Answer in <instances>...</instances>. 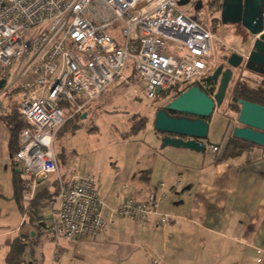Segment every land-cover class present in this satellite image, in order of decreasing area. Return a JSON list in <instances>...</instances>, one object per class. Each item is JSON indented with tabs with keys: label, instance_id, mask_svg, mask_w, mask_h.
<instances>
[{
	"label": "built area",
	"instance_id": "obj_1",
	"mask_svg": "<svg viewBox=\"0 0 264 264\" xmlns=\"http://www.w3.org/2000/svg\"><path fill=\"white\" fill-rule=\"evenodd\" d=\"M182 1L0 0V85L5 83L0 97L10 96L7 104L0 103V113L8 114L15 104L28 125L13 157L25 200L36 199L39 180L56 176L57 195L48 202L49 232L56 242L93 240L113 223L102 215L96 176L61 174L55 142L68 120L111 86L132 85L133 78L140 93L154 100L166 91L175 98L201 87L213 74L217 37L187 12L200 2L210 15L222 13L223 0H189L186 10ZM208 149L219 152L216 145ZM160 201L156 193L144 201L127 198L113 212L144 221L158 213ZM162 222L171 217L162 216ZM256 264H264V250L257 251Z\"/></svg>",
	"mask_w": 264,
	"mask_h": 264
},
{
	"label": "crops",
	"instance_id": "obj_2",
	"mask_svg": "<svg viewBox=\"0 0 264 264\" xmlns=\"http://www.w3.org/2000/svg\"><path fill=\"white\" fill-rule=\"evenodd\" d=\"M242 36L236 38L244 43ZM245 77L250 82L262 78L248 72ZM0 103H8L7 95L0 97ZM220 111L217 109L209 120L210 128ZM84 115L88 117V111ZM232 116L229 113L223 117L230 123L228 117ZM227 142L215 144L219 152L208 164H197L204 153L161 146L147 152V164L122 166L109 178L101 172L97 178L99 198L105 204L102 215L113 223L96 239L68 243L87 244L88 248L116 247L112 264H256L257 251L264 250V148L244 142L240 154L229 156ZM9 143V130L0 120V264H7V243L16 238L27 241L21 242L25 245L23 264H64L61 257L66 252L59 250L62 239L56 242L49 232L52 208L46 201L39 218L33 220L24 194L22 199L17 198L14 180L17 175L23 180V176L18 173L20 168ZM160 158L162 162H158ZM51 177L38 181L36 198L44 189L55 193ZM152 193L161 201L158 213L147 220L122 218L113 212L127 198L144 201ZM164 215H169L171 222L163 224ZM123 227L134 234V241L119 239ZM46 245L54 248L50 260V255L45 257Z\"/></svg>",
	"mask_w": 264,
	"mask_h": 264
},
{
	"label": "rangeland",
	"instance_id": "obj_3",
	"mask_svg": "<svg viewBox=\"0 0 264 264\" xmlns=\"http://www.w3.org/2000/svg\"><path fill=\"white\" fill-rule=\"evenodd\" d=\"M180 8L186 10L187 6L180 5ZM187 15L215 31L217 39L214 41V66L216 68L224 64L225 57L233 53L231 47L243 53L249 51V46L245 47L242 41L236 38V36H242L236 27L223 25L220 22L221 13L210 15L207 8L198 10L194 7L187 12ZM214 20L219 21L214 23ZM131 67L130 62L125 73L128 78L132 75ZM245 80L247 79L243 71H234V77L219 116H215V122L205 141L207 148L209 144L224 145L232 137V125L238 126V114L234 120L228 117L230 123L223 116L232 113L230 112V106L233 103L231 89L238 81L245 82ZM131 84L111 86L104 97L83 111L80 118L68 122L62 128L55 142V151L63 175L85 173L99 177L102 172L109 178L122 166L131 168L133 164H147L149 159L147 152L163 146L154 130L155 113L161 108L162 98L149 100L140 93L142 87L135 78L132 79ZM180 88L184 89V86L181 85ZM7 97L10 99V96ZM13 109L18 113L15 104ZM87 111L89 116L83 118ZM135 123L146 124V126L141 131L132 133ZM216 157V153L207 150L204 154H200L197 164L203 162L208 164L216 160ZM158 162H162V158ZM50 181L57 190L56 176L51 177ZM47 193L50 194L48 189L41 192V194ZM119 233V239L127 242L134 241V234L132 235L126 227H123ZM59 250L66 252L62 253L61 257L64 264H112L114 261L112 255L116 253L117 248L110 245L88 248L87 244L76 245L62 239ZM53 251V245H46L45 257L50 255L48 260L53 257Z\"/></svg>",
	"mask_w": 264,
	"mask_h": 264
},
{
	"label": "water",
	"instance_id": "obj_4",
	"mask_svg": "<svg viewBox=\"0 0 264 264\" xmlns=\"http://www.w3.org/2000/svg\"><path fill=\"white\" fill-rule=\"evenodd\" d=\"M188 2L183 0L180 5ZM201 7L199 2L196 9ZM221 20L223 25H241L250 37L243 45H251L252 48L245 53H232L225 57L224 64L215 67L207 81L218 85L216 94L211 96L200 86H193L155 113L154 130L156 134L165 135L161 140L163 148L205 153V141L210 133L209 120L223 105L234 71L242 68L264 78V0H223ZM232 101L240 106L238 126L234 128L232 137L264 148V106L236 98Z\"/></svg>",
	"mask_w": 264,
	"mask_h": 264
},
{
	"label": "trees",
	"instance_id": "obj_5",
	"mask_svg": "<svg viewBox=\"0 0 264 264\" xmlns=\"http://www.w3.org/2000/svg\"><path fill=\"white\" fill-rule=\"evenodd\" d=\"M217 21L219 20H215L214 23H218ZM220 22H222V20ZM4 87H5V83H2L0 85V89ZM211 91L214 92L215 90L212 89ZM163 94L165 98H168L172 96L171 95L172 91H167V92H164ZM231 95H232V99L234 98L239 99V100L242 99V100H246V101L264 106V78H261L258 81H252V82L246 81V80L245 82L238 81L231 89ZM221 107L218 109H221ZM238 109L240 111V106L237 103L233 102L232 105L230 106V112H232L235 115V116L233 115L232 117H230L232 120H234L236 115L239 113ZM78 117L80 118V115L69 119L68 122L74 121ZM0 120L6 125V127L9 130V133H10L9 148H10L11 155L14 157L19 152V149H20L19 147L20 134L24 129L28 127V125L23 122L19 114L14 109H12V111L8 113L7 115L1 116ZM145 126L146 124L140 125V123H135L132 128V133H137L141 131L143 128H145ZM60 131L58 132V134L60 133ZM58 134H57V137H58ZM157 136L160 139V141L165 137V135L162 133H157ZM244 145H245L244 142L240 140H236L233 137H230L226 144V154L229 156H236L241 153V151L244 148ZM14 183H15L17 198L20 200L22 199V196H23L24 180H22L20 176L17 175L15 177ZM56 195H57V190L55 193L40 194L37 196V198L29 206L31 210L30 214L33 220L36 218L37 219L39 218L41 209L45 206L46 201L48 203L49 201L53 200V198ZM7 245L9 246L10 251L8 252L6 256V263L7 264H23L25 262V260H23L25 256V245L21 243L20 239L16 238L14 240L8 241Z\"/></svg>",
	"mask_w": 264,
	"mask_h": 264
},
{
	"label": "flooded vegetation",
	"instance_id": "obj_6",
	"mask_svg": "<svg viewBox=\"0 0 264 264\" xmlns=\"http://www.w3.org/2000/svg\"><path fill=\"white\" fill-rule=\"evenodd\" d=\"M233 26L236 27V29H237V31H238L239 33H241L242 35H244V43H246L247 41L250 40V37L247 35V32L242 28L241 25H233ZM240 70L244 72V77H245V75L247 74V72H248V73H254V72H251V71H248V70H243L242 68H241ZM254 74L259 75V74H257V73H254ZM210 76H211V75H210ZM259 76H260V75H259ZM260 77L263 78V76H260ZM201 88H202L204 91H206L209 95L213 96L214 94H216V92H217V90H218V85H216V84L213 83V82H209V81L206 80L205 83L203 84V86H201ZM212 89H214L215 91L212 92V91H211ZM212 93H213V94H212ZM158 98H159V99L162 98L161 108L159 109V110H161V109H164V108L167 106L169 100H170L171 98H173V95L170 96V97H168V98H165V97H164V94H163V95L158 96ZM232 100H233V99H232ZM159 110H158V111H159ZM170 115L178 116V114H174V113H170ZM236 127H237V126H236ZM236 127H235V125H234V126H233V130H234V128H236ZM233 130H232V131H233ZM205 145H206V144H205Z\"/></svg>",
	"mask_w": 264,
	"mask_h": 264
}]
</instances>
